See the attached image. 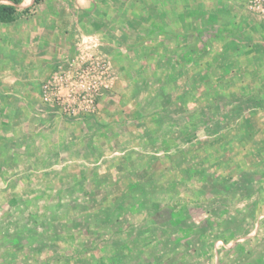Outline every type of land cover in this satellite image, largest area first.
I'll list each match as a JSON object with an SVG mask.
<instances>
[{
  "label": "rangeland",
  "instance_id": "1",
  "mask_svg": "<svg viewBox=\"0 0 264 264\" xmlns=\"http://www.w3.org/2000/svg\"><path fill=\"white\" fill-rule=\"evenodd\" d=\"M248 3L22 0L0 21V264H264Z\"/></svg>",
  "mask_w": 264,
  "mask_h": 264
},
{
  "label": "trees",
  "instance_id": "2",
  "mask_svg": "<svg viewBox=\"0 0 264 264\" xmlns=\"http://www.w3.org/2000/svg\"><path fill=\"white\" fill-rule=\"evenodd\" d=\"M12 3H0V21H9L15 11V6L22 0H10Z\"/></svg>",
  "mask_w": 264,
  "mask_h": 264
},
{
  "label": "built area",
  "instance_id": "3",
  "mask_svg": "<svg viewBox=\"0 0 264 264\" xmlns=\"http://www.w3.org/2000/svg\"><path fill=\"white\" fill-rule=\"evenodd\" d=\"M248 10L253 15L264 19V0H249Z\"/></svg>",
  "mask_w": 264,
  "mask_h": 264
},
{
  "label": "crops",
  "instance_id": "4",
  "mask_svg": "<svg viewBox=\"0 0 264 264\" xmlns=\"http://www.w3.org/2000/svg\"><path fill=\"white\" fill-rule=\"evenodd\" d=\"M28 1V0H27ZM64 25V24H63ZM63 25L61 27H63Z\"/></svg>",
  "mask_w": 264,
  "mask_h": 264
}]
</instances>
